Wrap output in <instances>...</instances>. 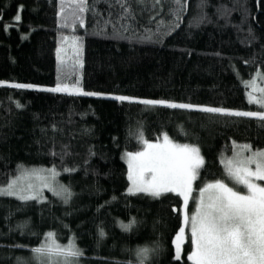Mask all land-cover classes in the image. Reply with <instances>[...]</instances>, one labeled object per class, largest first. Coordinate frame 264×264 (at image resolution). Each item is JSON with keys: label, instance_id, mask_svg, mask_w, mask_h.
Instances as JSON below:
<instances>
[{"label": "trees", "instance_id": "16d2710c", "mask_svg": "<svg viewBox=\"0 0 264 264\" xmlns=\"http://www.w3.org/2000/svg\"><path fill=\"white\" fill-rule=\"evenodd\" d=\"M129 3L132 27L143 34L160 24L161 38L115 35L113 24L125 23L116 0H99L97 13L85 12L84 25L72 28L59 24V0H0V81L8 82L0 84V184L16 174L18 163L55 166L75 193L69 204L50 193L42 201L0 196V264H17V257L33 264L30 249L48 232L61 243L75 238L83 250L78 264H129L130 249L146 239L161 245L150 264H192L190 236L179 259L172 243L182 222L172 206L179 209L182 198L126 191L123 153L142 146L130 132L142 125L149 140L167 132L175 142L197 143L206 162L202 175L221 174L220 155L231 154L233 141L264 149V119L143 102L260 111L249 103L243 81L264 73V0H206L202 8L200 0H187L178 21L169 16V0L154 8ZM200 14L205 18L194 21ZM64 36L80 38L79 66L57 61ZM58 82H79L102 95L51 91ZM198 186L194 182V192ZM133 217L130 229L120 226Z\"/></svg>", "mask_w": 264, "mask_h": 264}, {"label": "snow or ice", "instance_id": "6c2138e0", "mask_svg": "<svg viewBox=\"0 0 264 264\" xmlns=\"http://www.w3.org/2000/svg\"><path fill=\"white\" fill-rule=\"evenodd\" d=\"M99 0H59L57 15L61 22L68 27L77 23L84 25V14L87 11L97 13L96 4ZM146 7H155L160 0H137ZM169 16L175 20L181 19V13L186 11L187 0H169ZM121 5L120 18L125 23L119 28L113 24L115 35L128 34L129 36H143L147 39L161 38L160 24L155 31L145 29L138 33L129 21L135 19L134 10L129 0H116ZM206 0H200L198 7H203ZM22 7V6H21ZM206 14L194 17V21H202ZM111 18V12H109ZM21 17L17 15L16 21ZM110 22L105 21V25ZM192 21H190L191 23ZM102 31V29H101ZM250 38L255 39L251 35ZM64 41L71 39L72 50L79 56L82 47L80 38L64 36ZM63 49H56L57 61L67 66L62 56ZM80 63V61H77ZM264 82V73L258 72L256 76L243 81L249 103L264 107V86L257 81ZM0 81V84H7ZM21 88H41L39 84H16ZM53 92L83 91L79 82L69 86L58 82L50 88ZM89 95H102L101 93H88ZM119 100H135L136 97L118 96ZM150 105H170L181 109H205L211 113L235 114L238 116L256 117L264 119V110L242 111L226 107H212L207 105L176 102L166 99H146L143 101ZM18 107L22 105L17 104ZM131 135L142 145L138 151L126 152L128 180L130 184L128 193H147L152 197H160L165 193H176L182 198V205L177 209L181 214V226L176 231L172 243L175 245V258L179 259L182 251V242L189 238L191 251L187 259L192 264H264V149H253L251 144H238L232 142V155H220L219 163L223 171L219 176L213 172L202 175L205 167V156L197 143H178L172 140L167 132L163 139L149 140L144 136L142 125ZM65 171H70L65 169ZM15 175H9L6 183L0 184V196L17 197L20 201H28L35 197L37 200L43 196V189H49L54 196L59 197L64 204H69L75 193L70 184L66 185L57 180L59 173L55 166H25L17 164ZM211 176L212 178H208ZM200 182L195 188L194 182ZM193 207L189 209V202ZM133 217L127 223L120 222L124 229H130L136 224ZM28 224L25 220L20 228ZM104 232L100 230V236ZM46 239L39 245L30 249L33 264H78L83 256V250L69 239L67 244H61L55 239L53 232L45 233ZM26 247V246H25ZM161 245L158 240L146 239L138 243L134 251V261L129 264H150L151 257L158 255ZM17 264L21 258L17 257Z\"/></svg>", "mask_w": 264, "mask_h": 264}, {"label": "rangeland", "instance_id": "374dc122", "mask_svg": "<svg viewBox=\"0 0 264 264\" xmlns=\"http://www.w3.org/2000/svg\"><path fill=\"white\" fill-rule=\"evenodd\" d=\"M59 24L62 26V27H68V26H65L62 22H61V18L59 17ZM78 25H80L79 23H77L75 26H78ZM69 28H72V27H69ZM80 43H81V41H80ZM71 44H72V41L71 40H69V41H65L64 42V45L61 47L62 49H63V51H62V56L64 57V59H65V63L66 64H75V65H77V66H79L80 65V63H78L77 61L79 60L80 61V53H79V56H77V54L72 50V47H71ZM82 45V44H81ZM80 51H82V47H81V49H80ZM61 83V82H60ZM257 83L258 84H261V86H264V82H261V81H257ZM69 85V84H68ZM69 86H71V85H69ZM82 88V87H81ZM83 89V88H82ZM68 92H70V93H77V94H88V93H91V92H88V91H86V90H84L83 89V91L81 92V91H68ZM252 103H254L255 104V102H252ZM258 106V105H257ZM259 108L261 109V110H264V107H261V106H259ZM260 110V111H261ZM163 139V138H162ZM161 139V140H162ZM126 153V152H125ZM124 154V153H123ZM232 155V152H231V154H229V155H226V154H224V156H231ZM123 159H124V161H125V163H126V165H127V159H126V157L123 155ZM36 167H40V166H36ZM43 167H45V168H51V167H46V166H43ZM127 168H128V165H127ZM57 170V169H56ZM57 172L59 173V171L57 170ZM57 180L60 182V183H62L61 182V180H60V178H59V175L57 176ZM130 182V181H129ZM47 193H50V194H53L49 189H47V188H45V189H43V196L44 197H47ZM142 193V192H141ZM17 198V197H16ZM30 200H37L35 197H33V198H31ZM42 200H44V199H41V200H38V201H42ZM191 203H192V201H190L189 202V208H190V205H191ZM186 233L190 236V233H188L187 232V228H186ZM72 239H74V242H75V244L77 245V243H76V240H75V238H72ZM186 240V239H185ZM185 240L182 242V245H183V243L185 242ZM58 241V240H57ZM59 243H61V242H59ZM68 243V242H67ZM67 243H61V244H67ZM182 247V246H181ZM181 256H182V251H181ZM180 256V257H181Z\"/></svg>", "mask_w": 264, "mask_h": 264}]
</instances>
